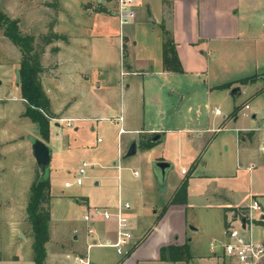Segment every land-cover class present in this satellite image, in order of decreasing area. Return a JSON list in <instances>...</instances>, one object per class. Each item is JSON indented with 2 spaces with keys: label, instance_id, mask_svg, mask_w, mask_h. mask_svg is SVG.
<instances>
[{
  "label": "crops",
  "instance_id": "1",
  "mask_svg": "<svg viewBox=\"0 0 264 264\" xmlns=\"http://www.w3.org/2000/svg\"><path fill=\"white\" fill-rule=\"evenodd\" d=\"M58 2L55 12H52L51 21L44 22L45 27L51 26L54 31L63 34L64 37L47 44L50 54L41 56L44 69L40 78L43 89L50 100V109L55 115L50 118L48 139L42 138V135L41 139L50 143L55 134L58 136L62 134L63 124L73 126L77 130L78 126L74 123L75 120L92 117L89 114H84L86 113L84 109L81 110L83 104H86V110L91 112L98 109L104 114L101 115L103 119L112 118L111 115L106 114V110H110L114 106L117 83L115 81L112 84L104 78L98 77V75L90 78L92 71H88L86 64H90V61H97L93 65L96 68L106 70L105 75H107L110 73L108 71L110 68L107 69L106 66L108 60L113 57L112 53H115L116 56L117 53L121 52L119 91L121 95L126 93V98L121 100L119 104L120 112L118 115L122 116V120L115 119L118 115L113 118L119 124L118 135L126 131L138 134L139 139L135 138L136 151L138 144L148 151L150 167L145 181L148 185L147 189L142 180L138 181V179L136 181L138 183L132 180H124L118 165L116 171L102 174V176H94V178L104 179L105 184L111 185L110 188H107L106 194L104 191L85 192L78 197L53 192L50 176H48L50 183L48 203L50 220L49 239L45 242V264L54 262L59 264H182L184 261L196 258L198 254L196 251L199 249L197 242L200 233L198 232L201 229L187 215V208L191 204L189 188L195 178L208 181L202 183L204 185L202 194L205 196V202L202 205L223 209L220 225V228L222 225L223 228L222 233L219 234L221 236L216 238L213 235L217 233L211 231L212 237L209 241L208 253L200 254L197 258L202 261L207 260L208 264H225L223 229L227 213L231 211L232 207L245 206L254 198L259 201L264 210V202L259 199L258 193L250 190L243 194L240 190L237 191L232 188L230 183L226 193L218 192L214 188L209 189L210 193H206L204 187L206 188L209 184L214 185L211 181H214L216 176L211 173H195V170L199 163L202 166L207 164V161L202 159V155L219 137L217 133L226 129L224 125L227 121V124L230 120L236 123L239 119L238 115L241 113L243 116L250 115L254 122L257 119L256 110L247 111L250 105L248 108L244 105L249 102L244 103L243 107L235 103L231 109L227 110V113H223V110L220 113L214 110L211 115H208L206 126H181L178 128L151 126L147 131L153 133L154 136L149 140H143L140 138V133L144 128L139 126V123L133 122L129 114H124V107L131 103L132 83H134L135 92L136 88L141 91V101L144 104L146 99L154 98V92H152L153 94L150 93L148 87H159L165 88L170 96L172 93H177L178 101L182 105H188V109H190L191 104H200L203 98H205V105L209 107L214 91L223 90L230 94L231 88L235 85L240 86V93L236 97L243 90L246 95L245 99L249 97V101L252 97L262 94L264 90L260 94L255 93L263 86L262 76L248 83L238 82L240 77L232 78V80H221L215 70L212 69L211 61H227L232 55L238 57L246 50L254 55V51H262L264 55V0H131L134 15L122 26L119 23L118 0H58ZM169 38H172L175 44L182 71L167 69L163 65V43ZM42 58H44L45 63H43ZM48 62H51L50 68L47 67ZM121 69L125 71L123 75L120 74ZM48 70L50 73L47 72ZM262 72H264V68L260 72L254 73ZM126 75L138 77H130L128 80L125 79ZM3 76L4 78L0 79V83L3 84L8 81L13 84L15 94L11 96L12 102H8V99L4 102L6 109L2 110V115L8 111L7 119L15 118L14 115H16L20 121L21 117L26 118L27 115L25 114V101L21 96L18 81L16 82V77H14L15 82L13 83V79L6 74ZM15 76H17V72ZM212 76L214 78H211ZM212 79L216 80L213 81ZM186 80H191L190 82L193 84H198L197 81H199V84L193 88H187L188 82ZM228 81H233V83L227 87L218 86ZM0 97L7 96L0 93ZM155 98L157 100V96ZM17 100L23 101L24 105L16 102ZM216 107L219 108L215 104L214 109ZM196 111L199 112L200 110L197 108ZM243 111L247 114H244ZM180 114H184L182 109ZM57 117H62L64 121L58 123V121L52 120ZM126 117L129 123L127 127L125 126ZM36 125L38 131V124L36 123ZM53 125L56 129L53 128ZM120 126L124 128V131L119 130ZM232 128L235 131L233 142L236 145L238 156H240L244 146L247 147V152H252L256 146L264 151V136L259 138L254 133L256 128L251 126L248 121L242 120L241 124H236ZM23 131L26 132V129ZM167 133H174L178 144L181 145L180 157L179 154L176 157L163 155V153L151 155L154 142ZM202 133L207 135L204 136ZM251 138L253 139L250 140ZM188 139L191 144L189 143V152L184 156L182 155V148ZM194 140H196L195 144L192 145ZM52 151L51 149V153ZM243 157H247V155H243ZM179 158H181L179 160L181 163L185 159L189 168H186L185 164L181 165L179 176H172L171 181H169ZM154 160H168L172 163L167 168L164 179H159L156 176L158 171L152 165ZM252 167V163L247 165V168ZM182 169L186 170L183 171ZM133 174L136 178L140 176V172L136 169L133 170ZM184 176L188 180L186 201L184 203H170V198ZM231 176L234 175H229L227 178L230 179ZM94 184L98 185L99 180H94ZM209 198L210 200L207 201ZM120 199L130 203V207L125 209V213L130 220L136 241L130 246L127 254L118 253L112 245L101 244L105 240L112 242L116 238V222L113 217L104 219L99 216L92 221L91 225L82 218L84 212L94 206L114 210ZM63 200L74 208L80 207V214L76 219H71L65 214L67 219L73 222L72 244L67 246H60L55 243L58 241L52 242L56 240L52 235L54 233L53 221L62 216L54 204ZM164 205H167L165 209H163ZM3 213L2 218L5 219L6 217L5 223L12 237L18 235V232H22L21 237L23 239L32 237V230L23 233V229L20 227L21 221L25 220L26 216L17 221V224V222L12 221L8 206L7 211H3ZM214 218L217 222L218 215H215ZM255 224L263 228L261 238L263 239L264 221ZM90 227L92 228L91 231H89ZM81 239L83 240L80 241ZM47 243L49 244L46 247ZM185 244L190 247L191 256L189 258L184 254ZM262 264H264V260Z\"/></svg>",
  "mask_w": 264,
  "mask_h": 264
},
{
  "label": "rangeland",
  "instance_id": "2",
  "mask_svg": "<svg viewBox=\"0 0 264 264\" xmlns=\"http://www.w3.org/2000/svg\"><path fill=\"white\" fill-rule=\"evenodd\" d=\"M58 4V0H0V8L10 18L16 19L18 31L35 35L34 45L35 49L39 51L41 48L39 35L49 30V27L47 28V26H44V22L51 21L53 18L52 12H55ZM47 53L50 54V51L46 44L41 56L43 54L46 56ZM119 53H117L116 56L115 53H112L113 57L110 58L111 60H108L106 67L107 69L110 68L108 69L110 73L107 75H105L106 70L96 68L95 65H93V63L97 61H90V64H86L88 71H92L90 78L98 75V77L104 78L112 84L115 81L117 83V90L114 94V106H112L110 110H106V114L111 115L112 118L108 117L107 119H103L101 115L104 114L98 109L91 112L90 110H86V104H83L81 110L84 109L86 112L84 114H89V116L92 117L75 120L74 123L78 126L77 130H75L73 126H66L63 124L64 128L62 134L60 136L55 134L50 143H48L53 151L51 153V163L43 177L50 176L51 189L57 194L64 193L68 196L73 195L77 197L85 192L94 193L97 191H104L106 194L107 188H110L111 185L105 184L104 179L94 178V176H102V174L114 170L116 171L118 165L120 166L119 171L122 173L124 180H132L135 183H138L136 182L138 179V181L142 180L143 183L146 181V175L150 167V155H148V151L138 144L137 151L134 154L125 155L129 145L133 141H136L135 138L139 139V136L137 133L129 131L118 135L117 131L119 124L113 118L120 112V101L126 98V93L121 95L119 91V70L121 66L120 58L122 55L121 52ZM254 53L255 55L249 50H246L244 53L239 54L238 57L232 55L228 60L224 58V60L227 61H211L212 69L215 70L217 76H219L221 80H232V78H239L254 72H260L264 68V55L262 51H254ZM20 59V49L4 35L2 28H0V79H3V75L6 74L9 78L13 79V83L15 81L17 82V76H15V74L17 72L16 69L19 67ZM42 61L45 63L44 58H42ZM50 63L51 62H48V68L51 67ZM47 72L50 73V70ZM14 77H16L15 81ZM130 77L138 76L126 75L125 79L129 80ZM211 78L214 77L212 76ZM212 80L214 81L216 79ZM186 81L188 82L187 88H193L199 84V81H197L198 84H193L190 82L191 80ZM263 81L264 75H262V85ZM132 84L131 91H133V94H131V103L129 106H123L124 114H129L133 122L139 123V126L144 128V130L141 131L142 133H140V138L143 140H149L154 136L153 133L147 131L151 126L160 128L206 126L208 115L214 112L215 104L223 110V113H227V110L231 109L233 104L237 103L243 107L244 103L249 102L250 108H248L247 111L251 112L255 109L257 112V119L253 122L250 115L243 116L239 113V119L236 123L230 120L227 124V121L224 125L226 129L224 128L225 130L217 133L219 137L202 155V159L206 160L207 164L202 166L199 163L195 173H211L216 176L215 180L211 181L214 185L209 184L206 188L204 187L206 193H210L211 191L209 189L211 188L217 189L218 192L223 191L226 193L229 189L228 184L230 183L232 188L237 191L240 190L243 194L250 190H252L251 192L258 193L257 196L264 202V151L256 146L255 150L247 152V147H242L241 144L242 151L240 152V156H238L236 145L233 142L235 131L232 128L236 124H241L242 120L248 121L251 126L256 128L254 133L257 134L259 138H263L264 128L262 119L264 117V92L262 94L259 93L260 95H256V97H252L249 101V97L245 99L246 95L244 90L238 97L227 94L223 90H216L212 95V101L209 107L205 105V98H203L200 104H191L190 109H188V105H182L178 101L177 93H172L170 96L165 88L159 87H148L150 93L154 92V94L152 93L154 98L151 100L146 99L144 104L143 101H141V91L139 88H136L135 92L134 83ZM202 84L204 83L202 82ZM0 93L7 96L0 97V264H34L32 248L33 238L28 237L23 239L19 232L18 235L12 237L5 223L6 217L5 219L2 217L4 214L3 211H7V206L10 208V215L13 222L22 220L26 216L25 207L30 192V186L39 175V168L31 150V140L33 137L37 136V134V137L41 138V134L39 133V128L37 131L36 123L33 122L28 115L26 118L21 117L20 121L16 115H14L15 118L7 119L8 111H5V114L2 115V110L6 109V106H4V102L7 101L6 99H8V102L13 101L11 100V96L15 94L13 84H10L8 81H5L3 84L0 83ZM155 96H157V100ZM16 102L24 105V102L21 100H17ZM197 108L200 110L199 112L196 111ZM181 109L184 111V114H180ZM52 120L58 121V123L64 121L62 117H57ZM125 122V126L127 127L129 124L127 122V117ZM54 125L53 128L56 129V125ZM24 129H26V132L23 131ZM202 134H204V136L207 135L206 133ZM98 138H100V140H97ZM247 138H249V136ZM130 139L131 141H129ZM252 139L253 138L250 140ZM195 141L196 140L192 142V145L195 144ZM189 143L191 144L188 139L182 148V155L184 156L189 152ZM157 153L175 157L179 154L180 157L181 145L178 144L174 137V133L163 134V136L154 142L151 155ZM243 155H247V157H243ZM83 160L90 162V164L86 166V172L82 178V183H72L70 186H64L63 183L65 180H75L77 168L81 165ZM179 160H181V158L177 160L176 169L171 173L169 181H171L172 176H179L181 165L185 164L186 168H189L185 159L183 163ZM249 163L253 164L252 168H247ZM134 169L140 172L138 178L133 174ZM229 175L234 176H231L229 179L227 178ZM94 180H99V184L95 185ZM151 181L154 183L152 178ZM207 182V180L195 178L189 188L191 193V204L187 208V215L194 224L200 226L201 231L198 232L200 233L197 242L199 249L196 251L198 253L196 258L184 261L185 263L183 262L182 264H208L209 262L207 260L202 261L197 257H199L200 254L205 255L208 253L209 241L212 237V235H210L211 231L217 233L213 235L216 236V238H219L221 236L219 234L222 233L223 225L221 228L220 225L223 209L205 207L202 205V203L205 202V196L202 194L204 192L202 190L204 186L202 183ZM144 186L146 189L148 188L146 183ZM208 195L211 197L210 194ZM208 200H210V198L207 199V201ZM54 205L58 213L62 216L60 219H55L53 221L54 233L52 235L56 240L52 242L58 241L55 243L60 246L71 245L73 222L67 219L65 214L71 219H76L80 214V207L77 206L74 208L64 200ZM215 215H218L217 222L214 218ZM20 227L23 229V233L31 231V225L26 218L21 221ZM18 228L19 226L17 229ZM262 234L263 228L258 226V224H254L252 237L261 239ZM82 240L83 239L80 241ZM48 244L49 243L46 244V247ZM100 248L103 249V247ZM13 255L15 256L13 257ZM51 264L59 263L54 262Z\"/></svg>",
  "mask_w": 264,
  "mask_h": 264
},
{
  "label": "trees",
  "instance_id": "3",
  "mask_svg": "<svg viewBox=\"0 0 264 264\" xmlns=\"http://www.w3.org/2000/svg\"><path fill=\"white\" fill-rule=\"evenodd\" d=\"M0 28H2L4 35H6L21 51V59L17 70V81L21 96L25 101V114L38 124L42 138L48 139L50 118L55 115L50 109V100L43 89L40 78L41 71L44 69L41 63V53L44 51V46L46 44H49L55 39L63 38L64 35L54 31L50 26L46 33H41L39 35V40L41 42L39 51L35 49V35L18 31L16 19L10 18L1 8ZM162 60L165 68L174 71H182V66L176 54L175 44L172 38L166 39L163 43ZM262 75H264V72L260 74L252 73L240 77L237 81L241 83L253 82ZM232 83L233 81H228L218 86L227 87ZM263 90L264 84L255 93L258 94ZM187 183V177H184L170 198V203H184L186 201ZM49 186V177L39 178L38 175L30 186V192L26 203V219L31 225L33 260L35 264H45V242L49 239L50 220L48 204L50 199ZM166 206L167 205H164L163 209H165ZM239 208L240 207H232L230 209L229 207V209L233 211H237ZM184 248V254L189 258L191 256L189 245L185 244Z\"/></svg>",
  "mask_w": 264,
  "mask_h": 264
},
{
  "label": "built area",
  "instance_id": "4",
  "mask_svg": "<svg viewBox=\"0 0 264 264\" xmlns=\"http://www.w3.org/2000/svg\"><path fill=\"white\" fill-rule=\"evenodd\" d=\"M134 15L131 7V0H118V16L119 23L122 26L127 23ZM124 70L121 69L120 74L123 75ZM244 107L248 108L249 104ZM215 112L220 113L221 109L216 107ZM244 114L247 112L243 111ZM116 120H122V116L115 117ZM264 128V117L262 119ZM120 131H124L122 126ZM90 162L83 160L78 166L77 175L74 181L66 180L64 186H70L72 183L81 184L82 178L86 172V166ZM185 171L186 169H182ZM137 173V171H135ZM130 207V203L120 199L114 210L100 206H94L86 210L82 218L90 225L92 221L99 216L104 219H111L116 222V238L110 242L105 240L101 244H109L115 247L120 254H127L130 246L136 241L133 236L130 220L125 213V209ZM226 216V223L223 229L224 242L223 251L225 255V264H262L264 260V238L255 239L252 237V227L256 222L264 221V210L257 199H252L249 204L240 207L237 211H229ZM241 217L245 219V225H242ZM92 228H89L91 231Z\"/></svg>",
  "mask_w": 264,
  "mask_h": 264
},
{
  "label": "water",
  "instance_id": "5",
  "mask_svg": "<svg viewBox=\"0 0 264 264\" xmlns=\"http://www.w3.org/2000/svg\"><path fill=\"white\" fill-rule=\"evenodd\" d=\"M240 93V86L235 85L231 88L230 94L236 97ZM31 150L35 158L36 164L39 168V178H43L45 171L50 165L51 160V148L44 140L39 137H33L31 140ZM136 152V143L133 141L127 149L125 155H132ZM153 167L157 168L158 173L156 174L159 179H164L166 170L172 163L168 160H154ZM242 225H245L244 217H241ZM22 235V232H20Z\"/></svg>",
  "mask_w": 264,
  "mask_h": 264
}]
</instances>
